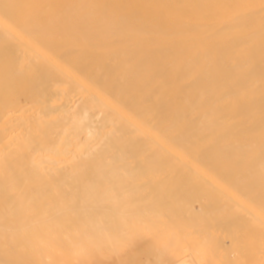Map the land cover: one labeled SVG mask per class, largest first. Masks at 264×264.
Returning <instances> with one entry per match:
<instances>
[{
    "label": "bare ground",
    "instance_id": "1",
    "mask_svg": "<svg viewBox=\"0 0 264 264\" xmlns=\"http://www.w3.org/2000/svg\"><path fill=\"white\" fill-rule=\"evenodd\" d=\"M154 262L264 264V0H0V264Z\"/></svg>",
    "mask_w": 264,
    "mask_h": 264
},
{
    "label": "rangeland",
    "instance_id": "2",
    "mask_svg": "<svg viewBox=\"0 0 264 264\" xmlns=\"http://www.w3.org/2000/svg\"><path fill=\"white\" fill-rule=\"evenodd\" d=\"M197 237L198 236H193V235H190L189 237H187V238H184V241H182L181 240V244H183V245H186V244H188V243H190V241L192 240V241H194V243H195V241H200V238L198 237V239H197ZM181 239H182V237H181ZM165 240V239H164ZM167 240V239H166ZM185 240H186V242H185ZM179 243H180V239H179ZM191 243H193V242H191ZM190 243V244H191ZM174 251V250H173ZM173 251H171V253L170 254H166L164 257H161V261H169V260H172V259H175L174 258V256H176L177 255V253H179V250H177V251H174L175 252V254H174V252ZM186 253H189V251L188 252H186ZM169 255H170V257H172V259H170V257H169ZM150 258H151V256H149ZM148 257V258H149ZM151 261H153V256H152V259H150ZM154 264H157L156 262H154Z\"/></svg>",
    "mask_w": 264,
    "mask_h": 264
}]
</instances>
